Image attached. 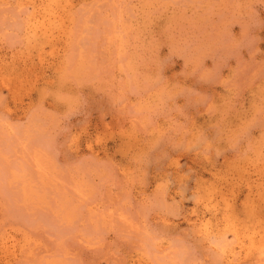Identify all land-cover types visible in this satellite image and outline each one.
<instances>
[{
    "label": "rangeland",
    "instance_id": "rangeland-1",
    "mask_svg": "<svg viewBox=\"0 0 264 264\" xmlns=\"http://www.w3.org/2000/svg\"><path fill=\"white\" fill-rule=\"evenodd\" d=\"M0 264H264V0H0Z\"/></svg>",
    "mask_w": 264,
    "mask_h": 264
},
{
    "label": "bare ground",
    "instance_id": "bare-ground-1",
    "mask_svg": "<svg viewBox=\"0 0 264 264\" xmlns=\"http://www.w3.org/2000/svg\"><path fill=\"white\" fill-rule=\"evenodd\" d=\"M53 6V5H52ZM38 10V9H37ZM53 11V10H52ZM41 17V16H40ZM60 17V16H59ZM40 32H41V30H40ZM247 237V236H246ZM240 243V242H239ZM262 261V260H261Z\"/></svg>",
    "mask_w": 264,
    "mask_h": 264
}]
</instances>
